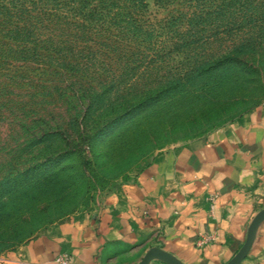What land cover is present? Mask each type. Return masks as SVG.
<instances>
[{
  "label": "rangeland",
  "instance_id": "374dc122",
  "mask_svg": "<svg viewBox=\"0 0 264 264\" xmlns=\"http://www.w3.org/2000/svg\"><path fill=\"white\" fill-rule=\"evenodd\" d=\"M146 1L145 16L161 32L158 24L169 9ZM170 36H154L156 45L167 47L144 54L145 59H153L146 66H134L139 56L125 55L120 58L121 66L110 63L104 70L41 76L46 83L36 90L48 96L36 107H42L39 117L43 120L37 124L24 119L23 124L32 126L26 133L13 113L0 119V196H8L0 203V258L49 226L95 209L104 194L121 180L132 179L160 150L204 136L264 105V42L244 55L242 64L187 75L208 54L221 52L246 35L221 34L191 50L166 52ZM99 73H112L123 80L110 88L107 82L101 86L89 80ZM67 77L77 80L61 81ZM178 77L182 79L176 81ZM84 92L87 97L81 98ZM93 95L100 97L94 100ZM84 110L87 114L82 119ZM82 124L86 141H80L77 131ZM56 125L60 130L24 154L25 161L15 157L19 134L27 138L31 130L51 132ZM54 158L60 162L54 164ZM23 169L28 170L29 186L6 195V177Z\"/></svg>",
  "mask_w": 264,
  "mask_h": 264
},
{
  "label": "crops",
  "instance_id": "0c3cea01",
  "mask_svg": "<svg viewBox=\"0 0 264 264\" xmlns=\"http://www.w3.org/2000/svg\"><path fill=\"white\" fill-rule=\"evenodd\" d=\"M215 196L212 209L208 200ZM264 207V105L155 153L98 206L53 224L0 264H137L160 247L184 264H225ZM202 236L210 239L199 245ZM150 264H164L154 260ZM239 264H264V222Z\"/></svg>",
  "mask_w": 264,
  "mask_h": 264
},
{
  "label": "trees",
  "instance_id": "16d2710c",
  "mask_svg": "<svg viewBox=\"0 0 264 264\" xmlns=\"http://www.w3.org/2000/svg\"><path fill=\"white\" fill-rule=\"evenodd\" d=\"M153 3L169 9L158 24L161 32L145 16L146 0H0V119L13 113L15 119H20L19 128L28 132L32 126L28 128L23 124L24 119L37 124L43 120L39 117L42 107H36L48 96L43 90H36L46 83L41 76L46 73L60 76V71L87 68L104 70L110 63L121 66L120 58L125 55L139 56L133 61L134 66H146L153 59H145L144 54L165 51L167 47L156 45L155 35H171L166 52L191 50L221 34L246 35L223 51L208 54L194 64L187 75L242 64L244 55L249 56L264 42V0H153ZM110 56L115 60H110ZM73 79L61 81L77 80ZM89 80L101 86L107 82L110 88L123 79L112 73H99L89 76ZM98 96L93 95L92 99ZM80 97L85 98L87 94L84 92ZM85 114L86 110L82 119ZM72 118H78L76 111ZM53 128L51 132L39 128V134L31 130L27 138L19 134L21 139L16 143L19 149L15 157L25 161L24 154L29 155L33 148L45 142L46 136L60 130L58 125ZM77 131L82 136L80 141H86L83 124ZM53 162L60 160L54 158ZM27 174L28 170L23 169L7 176L6 195L29 186ZM7 197L1 195L0 203L6 202Z\"/></svg>",
  "mask_w": 264,
  "mask_h": 264
},
{
  "label": "water",
  "instance_id": "95a60500",
  "mask_svg": "<svg viewBox=\"0 0 264 264\" xmlns=\"http://www.w3.org/2000/svg\"><path fill=\"white\" fill-rule=\"evenodd\" d=\"M262 222H264V207L253 216L248 224L246 237L242 246L225 264H239L246 257L253 245L257 230ZM154 260L164 264H184L172 253L160 247L149 248L137 264H150V262Z\"/></svg>",
  "mask_w": 264,
  "mask_h": 264
},
{
  "label": "built area",
  "instance_id": "2783aa9c",
  "mask_svg": "<svg viewBox=\"0 0 264 264\" xmlns=\"http://www.w3.org/2000/svg\"><path fill=\"white\" fill-rule=\"evenodd\" d=\"M214 199H215V196H209V198H208V200L210 202L211 209H212ZM209 239H210V236H202L200 238V240H198V244L201 245V244L205 243L206 241H208ZM54 263L55 264H73L71 256L69 254H66V253L58 254L54 258Z\"/></svg>",
  "mask_w": 264,
  "mask_h": 264
}]
</instances>
